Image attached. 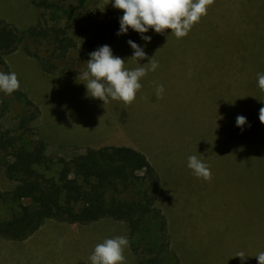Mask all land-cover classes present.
I'll return each mask as SVG.
<instances>
[{"label": "rangeland", "instance_id": "obj_1", "mask_svg": "<svg viewBox=\"0 0 264 264\" xmlns=\"http://www.w3.org/2000/svg\"><path fill=\"white\" fill-rule=\"evenodd\" d=\"M106 2L90 0L71 18L59 13L57 25L77 45L65 65L76 60L79 69L85 64L78 59L84 31L90 34L123 15L113 7L114 0ZM73 4L64 2L68 8ZM41 11L30 0H0V19L19 29L35 24ZM144 35L151 40L134 31L112 46L129 70L147 67L149 59L159 64L140 80L131 105L111 99L104 104L88 94L80 81L83 72L43 73L21 50L6 61L20 88L38 105L33 125L54 160L88 147L125 144L147 157L160 176L157 205L180 264H258L256 255L264 252V134L259 120L264 91L257 80L264 73V0H215L180 39L171 29H149ZM128 40L143 48L144 59L132 57ZM157 85L164 86L163 98L155 95ZM20 109L16 102L9 110L0 106V124L14 128ZM238 115L246 117L243 127L236 126ZM190 155L210 166V182L193 175L187 166ZM13 185L0 168V188ZM6 209L0 208L2 215ZM128 235L126 223L110 218L86 225L47 220L23 241L0 237V264H91L89 256L103 237ZM241 251L244 260L235 256ZM124 255L125 264H137L129 246Z\"/></svg>", "mask_w": 264, "mask_h": 264}, {"label": "trees", "instance_id": "obj_2", "mask_svg": "<svg viewBox=\"0 0 264 264\" xmlns=\"http://www.w3.org/2000/svg\"><path fill=\"white\" fill-rule=\"evenodd\" d=\"M30 1L43 9L35 24L19 29L0 19V72L10 73L6 56L21 50L43 73L75 76L86 70L89 53L105 44L111 46L123 35L116 34L122 15L108 19L90 34L84 31L78 59L85 64L78 69L74 67L78 61L72 60L69 67L64 61L77 45L57 25L59 13L71 18L90 0ZM64 2L74 4L68 8ZM14 102L21 104L15 127L0 124V168L14 183L8 190L0 188V208H7L6 215L0 211L1 238L23 241L47 220L86 225L110 218L127 224L137 264H180L170 248L166 216L157 205L160 176L141 151L126 144L105 145L54 160L33 125L40 115L38 105L21 88L11 95L0 91L3 111ZM262 130L264 134V124Z\"/></svg>", "mask_w": 264, "mask_h": 264}, {"label": "clouds", "instance_id": "obj_3", "mask_svg": "<svg viewBox=\"0 0 264 264\" xmlns=\"http://www.w3.org/2000/svg\"><path fill=\"white\" fill-rule=\"evenodd\" d=\"M214 2L215 0H114L113 7L123 11L116 34H126L131 28L148 42L151 37L144 34L149 29L156 33L171 29L175 37L180 39L187 36L192 27L207 15L209 7ZM127 43L134 50L132 57L136 61L146 57L147 54L140 45L132 40H128ZM89 57L80 81L85 84L91 97L100 99L104 104L111 99L131 105L142 87L140 80L147 75L148 71H155L159 66L158 61L149 59L147 67L141 66L129 70L125 67V60L114 56L107 44L89 53ZM257 80L259 88L264 91V73H258ZM19 88L20 81L15 72H0V91L11 95ZM163 93L164 86L157 85L156 97L163 98ZM259 120L264 124V107L259 109ZM235 123L236 126L243 127L247 123L246 117L238 115ZM187 166L197 178L209 182L212 180L210 166L198 156L190 155ZM128 246L129 240L126 236L106 238L94 247L89 260L91 264H125L124 251ZM235 256L244 260L246 254L241 251ZM256 258L258 264H264V252L256 255Z\"/></svg>", "mask_w": 264, "mask_h": 264}, {"label": "crops", "instance_id": "obj_4", "mask_svg": "<svg viewBox=\"0 0 264 264\" xmlns=\"http://www.w3.org/2000/svg\"><path fill=\"white\" fill-rule=\"evenodd\" d=\"M117 43H119V42H118V41H115V42L110 46V48L112 49V52H113V55H114V56H116L118 50H117L116 47H112V46H115V44H117ZM96 222H97V221H96ZM102 239H103V241H104L106 238L103 237ZM103 241H101V242H103ZM101 242H98V243H101ZM170 247H171V241H170ZM88 249H89V250H90V249H93V247H89ZM176 255H177V257H178L179 260H180V257L178 256L177 253H176ZM180 262H181V261H180Z\"/></svg>", "mask_w": 264, "mask_h": 264}]
</instances>
